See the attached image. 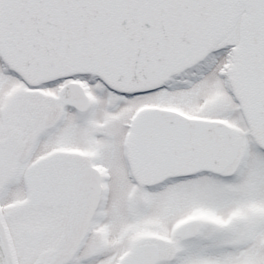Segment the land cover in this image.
<instances>
[{
	"label": "snow or ice",
	"instance_id": "snow-or-ice-1",
	"mask_svg": "<svg viewBox=\"0 0 264 264\" xmlns=\"http://www.w3.org/2000/svg\"><path fill=\"white\" fill-rule=\"evenodd\" d=\"M0 264H264V0H0Z\"/></svg>",
	"mask_w": 264,
	"mask_h": 264
}]
</instances>
